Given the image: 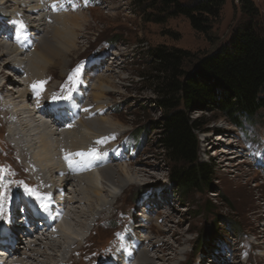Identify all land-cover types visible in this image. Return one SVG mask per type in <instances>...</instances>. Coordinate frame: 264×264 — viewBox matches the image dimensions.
I'll return each instance as SVG.
<instances>
[{
  "label": "rangeland",
  "instance_id": "374dc122",
  "mask_svg": "<svg viewBox=\"0 0 264 264\" xmlns=\"http://www.w3.org/2000/svg\"><path fill=\"white\" fill-rule=\"evenodd\" d=\"M7 1L9 3L4 8V2ZM12 1L0 0V20L6 13L13 11L16 14L14 19H6L7 25H0V42H6L14 48V40L18 39L22 41L21 45H26L27 50L25 55L19 56L10 47L0 49V102L4 101L5 106H12L14 101L19 104L22 100L17 97L26 90L24 81L28 78V68H25V77L14 75L12 81L15 84L11 82L9 85L8 74H14L13 68L8 70L10 64L24 65L22 61L26 62L27 67L31 61L39 64L36 56L40 50V41L35 46L29 41L35 38V32L26 28L25 38L13 21L23 15L27 16L23 20L25 25L33 22L34 18L37 21L41 17L37 9H45L43 21L46 26L41 29L45 30L43 36H46L52 31L51 28L69 33L72 29L69 23L72 16L79 15L81 19L87 17L88 20L84 23L79 21V28L71 31L77 45L68 56L69 59L67 58L69 62L66 59L67 65H61L60 61H51V66L42 64V69L36 75L40 77L39 81H47L40 93L42 97L38 100L36 94L35 98L33 95V102L24 98L20 106L34 108V104H39L49 108L54 95H67V89L62 91V86L67 84L71 88L69 75L83 65L79 82L71 97H82L81 102L87 103L86 105L91 103L89 106L96 111L93 110V118H105L113 126V131L93 139L94 146L98 144L97 148L101 146L108 151L113 166L129 165L131 169V173L125 174L127 187L112 192L116 198L122 197L114 202L115 197L108 198V194H105L106 198L102 196L104 202L116 203L110 208L113 216L115 209H121L116 220H123V228L116 221L107 230V227H94V217L102 207L95 203L96 210L91 213L90 205L93 202L88 205L83 200L75 202L78 207L76 211H83L87 216L78 217L75 213L74 219L71 217L60 220V223L64 222L70 228L71 235L74 237L79 234L82 231L80 224L85 223L88 228L86 237L90 232L95 233L92 242L95 246L100 245L96 258L101 259L97 261H103L109 255L104 243L116 231L121 236L125 235V221L134 219L133 226L131 225L134 234L139 233L138 237L144 240L143 247L147 248L150 257H154L155 264H264V109L252 119L242 118L241 126L231 124L217 111L191 112L193 119H199L204 124L203 131L198 133V156L201 162L211 167L213 189L208 192H181L171 181L175 163L159 145L163 115L157 105V87L146 79L150 72V52L158 46L183 49L202 58L228 45L234 35L250 26L264 32V0H249L258 11L257 16L252 19L243 14L241 0H225L221 15L213 21L208 35L197 32L186 17L162 14L157 7L149 8L151 3L145 0H17L19 4ZM200 1L202 0H183V3L194 4ZM53 5H56L55 9ZM64 18L68 23L64 24ZM32 25L37 26L36 23ZM15 57L21 60L10 62ZM88 65L90 66L86 69ZM99 79L103 82L102 91L98 88ZM7 91L11 95L13 93L12 98L16 99L12 101L9 97L2 96ZM100 94H103V98L95 102V96ZM43 117L36 115L41 123H51ZM5 126L1 119L0 105V168L5 169L0 171V233L5 227L6 230L11 229L9 220L14 218L11 210L14 208V199L18 197L21 199L19 207L26 211L18 215L19 224L25 223L24 215L29 221L31 211L28 210L31 208L25 205V200H35L25 193L23 186L36 189L41 184L32 179L29 172L31 168L26 167L10 145L12 138L7 135L8 127ZM14 127L12 128L17 129ZM79 128L80 133L85 136L86 130L81 126ZM70 129L72 128L68 126V130ZM112 136L116 140H112ZM57 141L58 135H55L53 142L56 145ZM114 154L118 155L117 160L114 159ZM57 155L61 165H66L60 152ZM45 158L51 160L49 157ZM48 160L42 161L41 166L45 179H49L50 175L58 178L61 175L63 178V165L58 167L56 158L54 162L51 160L53 163ZM50 167L57 170H49ZM71 184L73 186L68 185L66 192L70 199L75 196L74 187L78 185ZM59 196L64 194H58L56 198ZM88 197L92 201L97 199L93 192ZM34 206L37 207L36 215L41 212L40 214L49 215L51 219L56 217V208L47 214L39 209L38 203ZM42 221L36 225L40 226ZM29 227L28 225L27 229L30 231ZM148 236L151 240L145 242ZM21 244L25 247V240L22 239Z\"/></svg>",
  "mask_w": 264,
  "mask_h": 264
},
{
  "label": "bare ground",
  "instance_id": "6f19581e",
  "mask_svg": "<svg viewBox=\"0 0 264 264\" xmlns=\"http://www.w3.org/2000/svg\"><path fill=\"white\" fill-rule=\"evenodd\" d=\"M12 2H16L19 4L17 0H13ZM4 3V6H2L5 8V5L8 4L9 1ZM30 11L33 12V10L31 9ZM44 11L45 9L42 8L37 9V12H39L41 16L39 20L35 21L36 18H34L33 22H28V24H26L28 29H33V31L35 32V38L29 39L31 45L35 46L36 43L40 41V50H38L39 53L36 56L37 62H39V64L35 63V61H31V63H29L27 67L26 62L22 61L24 65L13 66V62L21 60L17 59L16 57L12 61L10 60V62L13 63L12 65L10 64L9 66V64H7L9 66L8 70L10 68L14 69V74H8L9 85L11 82L12 84H15L12 81L14 75L18 77H25V68H28V78L26 81H24V86L26 87V90H23V93L19 97H17V99L20 98L22 101H20L19 104L14 101L12 102L14 103L12 104V106H5L3 104L4 101H1L0 105L1 119H3L4 123L8 127L7 135L12 138L11 144H9L16 150L18 157L22 160V162H24L26 167L28 169L31 168L29 172L31 174L32 179H34L37 183H41L36 186V190L42 194H51L52 207L48 214L51 213L53 208H56V217L53 220L44 219V221H42L43 223H41L40 226L36 225L37 222H35L34 226H30L29 223H32L31 220L35 221V219H33L32 217L37 214V207L34 206L37 203L36 201L31 202L26 199L28 201L25 200V205L28 208H31L28 210L31 211V217H29L28 221V225L30 226L29 228H31V230L29 231V229H27L28 226L20 225L18 221V215L21 214L23 211L26 213L25 210L19 207L21 204V199L19 197L14 199V208H12L11 210V216L14 217L10 220L11 229L8 228L6 232L0 237V254L5 255L3 257H0V264H91V262H93V264H155L154 257H150L148 255L147 248L143 247L144 240L138 237L139 233H137V235L134 234L135 231L131 227V225L133 226L132 221L134 219L125 221V235L121 236L119 235L118 231H116V234H111L112 236L107 239L106 243H104V248H107L106 250L108 251L109 255L103 261H97L101 259L96 258L97 253H99L97 252V248H99L98 246L100 245L95 246L92 242L95 233L93 234V232H90V228V234H88L89 236L86 237V233H88V228L85 223L80 224L82 231L74 237L71 235L70 228H67L66 224H63L64 222L60 223V220H68L71 217L74 219L73 215H75V213L78 214V217L87 216L83 211L77 212L76 210L78 209V207L75 206V202H83L84 200L86 203H88V205L93 202L90 205L91 213L95 212L96 210L94 207L95 203L98 206L102 207L101 210H98L96 212L94 222L92 223L94 227L96 225L100 226L99 229L107 227V230L108 226H111V224L115 225L117 222V224L122 226L123 228V220H116L117 215L119 214L121 209H115L116 213L113 216V213H111L110 208L114 207L116 203L110 204L108 202H104L102 196L106 198L105 194H108V198H114L115 196H113L114 194L112 192L118 191L119 189H125L127 187L125 174L131 173V169L129 165L119 167H116L115 165L113 166L108 151L103 150L101 146L97 148L96 146H98V144L94 146V138H97V136L100 135L103 136L104 134L109 133L114 129L113 126H111L105 118L94 119L93 114L96 112L95 108L92 109L89 106L91 103L89 105H86L87 103L81 102L82 97H77V99L71 97V99H67L66 101L55 99L53 100V103L49 108L42 107V105L39 104H34V108H30V106L25 105L22 107L20 106L21 103H23L24 98H27L26 100L30 102L34 101L35 92L33 91L31 85L34 82L39 81L40 77L36 75L38 74V72H40L38 70L42 69V64H48L49 66H51V61H60L61 65H67L65 64L66 59L76 48L77 45V42L73 37L74 34H71V31L75 28L80 27L79 21L84 23L86 20H88L87 17H83V19H81L80 17H78L79 15L74 17L72 16V19L69 22L72 26V29H69V33H64L63 31L57 28H51L52 31L47 33L46 36H43L45 30H42L41 28L46 23L45 21H43V19L45 18L43 14ZM15 15L16 14L13 11L4 14L3 19L5 21L1 19L0 25H7L6 19H14ZM19 16L20 15H18V17ZM26 17L27 16L23 15L19 19L23 21L27 19ZM63 21L64 24L68 23L67 19L65 20V18L63 19ZM32 23H36L37 26H33ZM14 42V48L8 46L6 42H0V49L3 50L7 47H10L11 50L16 51L19 56L25 55L27 50L25 49L26 45H23L24 43L21 45L20 42L22 41L18 39L14 40ZM30 60L31 58H29V61ZM89 66L90 65H88L86 69ZM43 72L44 71H42V73ZM34 76H36V78ZM98 83V88L102 91L103 82H101V79H99ZM4 85L2 86L4 87ZM6 93L7 94H4L2 96L9 97L8 99L12 101L16 99L15 97V99L12 98L13 93L12 95L8 91ZM101 95L103 94L95 96V102L100 101V99L103 98ZM36 97L39 100L42 95H36ZM103 109L101 108V110ZM93 110L95 112H93ZM37 114L44 116L43 118L45 119H49L51 123H41L39 120L36 119ZM66 121H68L69 125ZM67 125L72 129L68 130ZM79 125L83 127L84 130H86L84 133L85 136L80 133L81 128H79ZM12 127L17 129H13ZM55 135H58V145L53 142ZM113 137L114 136H112V140H116ZM94 147H96L95 149H97L101 153H104L105 155L100 159L92 160L90 166H78L79 168L76 167L74 170L69 168L68 162L64 158L66 153H76L79 151L86 152ZM32 151L34 152L32 153ZM59 152L62 157L61 159L66 162V165L62 164L63 178L61 175H59L60 178L55 175H50L49 179H45V173L41 168L42 161L47 162L48 159L45 157H49L54 162V159L56 158V160H58V167H61L62 165L59 162L57 155ZM116 156L118 155H113L114 159H116ZM72 159L76 161L79 160L75 156H73ZM51 160H48V162L53 163ZM49 170L55 171L57 169L54 167H50ZM89 170L91 171V173H89ZM74 174L77 175V178L74 177ZM47 183L51 184V186H49ZM71 183L78 184L74 187V195L76 197L74 196L72 199H70L66 195V192L68 190L67 186L72 185ZM47 185L51 188L49 189ZM92 192L95 194V196H97V199L95 201H92V199L89 200L88 194ZM58 194H64V196H59L58 198H56ZM120 197L122 196H118L117 198L115 197L114 202H116ZM91 217L92 216H89V218ZM57 231L59 233H56ZM22 239L25 240L27 247L21 246ZM145 240V242H148L149 240H151V238H149L148 236V238ZM39 248H43V250H39ZM23 250H25V252Z\"/></svg>",
  "mask_w": 264,
  "mask_h": 264
},
{
  "label": "trees",
  "instance_id": "16d2710c",
  "mask_svg": "<svg viewBox=\"0 0 264 264\" xmlns=\"http://www.w3.org/2000/svg\"><path fill=\"white\" fill-rule=\"evenodd\" d=\"M171 17L184 16L192 27L208 35L225 0H145ZM243 14L257 16L255 5L241 0ZM146 79L156 85L158 108L162 111L159 145L175 163L171 181L181 192L208 190L212 170L198 156V133L204 124L193 119V111H217L235 126L242 118L252 119L264 109V32L253 26L234 35L232 41L199 58L179 48L158 46L150 52Z\"/></svg>",
  "mask_w": 264,
  "mask_h": 264
},
{
  "label": "snow or ice",
  "instance_id": "6c2138e0",
  "mask_svg": "<svg viewBox=\"0 0 264 264\" xmlns=\"http://www.w3.org/2000/svg\"><path fill=\"white\" fill-rule=\"evenodd\" d=\"M56 5H53V8L55 9ZM13 24L18 26V28L21 30V33L26 38V28L27 26L22 20L13 21ZM83 65L78 66L68 77V81L71 83L72 87L69 88L68 85L62 86V91L67 89V95L64 96H58L54 95L53 99H71V94L73 89L75 88L76 84L79 82V76L82 72ZM47 83V81H36L34 82L31 87L35 94L37 96L40 95V93L44 90V85ZM102 141H98L100 143ZM104 153L99 152L97 149L92 148L88 151H79L76 153H66L65 154V160L68 162V166L70 169H75L78 166H90L91 161L95 159H100L104 156ZM79 157V160H73L72 157ZM0 171H5V169L0 168ZM22 183V182H21ZM25 193L34 198V200L38 203L39 209H42L44 212H49L51 210V204H52V196L50 193H40L34 188H30L27 185H24Z\"/></svg>",
  "mask_w": 264,
  "mask_h": 264
}]
</instances>
